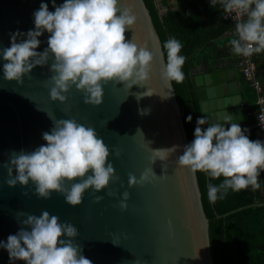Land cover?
<instances>
[{
    "label": "water",
    "instance_id": "1",
    "mask_svg": "<svg viewBox=\"0 0 264 264\" xmlns=\"http://www.w3.org/2000/svg\"><path fill=\"white\" fill-rule=\"evenodd\" d=\"M64 2L55 0V6ZM41 3L55 11L53 0H0V49L10 47L13 34L35 30L34 12ZM119 7L136 17L135 24L125 32L126 40L150 50L154 54L153 67L143 87L134 85L129 89L115 81L104 84L103 103L99 106L85 104L84 94L75 86L66 94L67 102L52 101V60L36 66L19 84L4 79L0 57V241L6 243L9 235L26 228L22 221L27 217L20 213L40 216L46 210L58 216L61 223H71L78 229L74 242L93 264H212L209 220L197 175L177 164L188 145L186 131L172 83L169 86L161 77V67L166 63L151 17L142 0H119ZM49 36L45 31L39 37L38 52L48 47ZM228 79L229 71L193 74L192 83L209 122H222L230 116L240 125L243 97L237 82L220 84ZM149 89L158 94L137 99V94ZM159 94L172 96L164 99ZM141 110L147 114L142 115ZM47 112L56 119H75L93 127L109 147V162L119 176L99 193L87 190L82 204L75 207L66 203L61 193L53 192L50 199L39 198L31 182L14 187L6 183L10 177L5 165L11 153L32 152L47 143L43 133L54 127ZM174 146H178L177 151L167 160L152 164V149ZM150 167L166 179L129 187V174L139 179ZM109 191L117 195L109 196ZM125 191L130 199L127 210H122L119 204ZM96 195L103 196L98 203L94 202ZM0 264L24 262L12 261L7 249L0 247Z\"/></svg>",
    "mask_w": 264,
    "mask_h": 264
},
{
    "label": "clouds",
    "instance_id": "2",
    "mask_svg": "<svg viewBox=\"0 0 264 264\" xmlns=\"http://www.w3.org/2000/svg\"><path fill=\"white\" fill-rule=\"evenodd\" d=\"M217 4L226 16L234 14L237 20L236 37L229 41L233 53L250 57L264 52V0H211L212 7ZM53 5L55 11H50L47 3H41L34 12L35 30L13 34L10 47L0 49L4 79L23 84L24 77L30 76L36 66L47 65L52 60V101L67 102L66 94L75 86L84 94V103L94 106L103 103V85L111 81L126 84L129 89L147 84L154 54L146 47L126 40L125 32L135 24L136 17L128 9L122 11L119 0H65L59 6H55L53 0ZM45 31L50 33L48 47L38 52L39 37ZM164 48L167 63L160 70L162 79L169 86L172 81L182 83L185 57L180 55L181 43L172 38L165 42ZM153 94L158 93L149 89L137 94V99ZM160 96L168 99L172 95ZM47 114L54 123L51 132L43 133L47 143L32 152L10 154L5 165L10 177L6 181L9 186H27L31 182L39 198L50 199L52 193L57 192L64 195L66 203L75 207L82 204L87 190L99 193L114 179L119 180L109 162V147L93 127L75 119H56ZM141 114H147L146 110H141ZM258 118L264 127V115ZM187 119L191 122L192 117ZM205 124L208 125L206 128L203 127ZM247 131L230 116H225L222 122H209L201 116L197 119L194 140L178 157V167L187 168L193 174L199 171L213 179L224 178L219 185L210 183L207 186L208 199L213 204L223 199L229 190L239 192L251 186L255 191L261 187L259 177L264 172V142L249 139L245 134ZM177 147L152 149V164L167 160ZM156 179L166 177L158 176L150 167L139 179L129 174L128 183L129 187L143 186ZM69 183L71 187L67 186ZM108 195L116 196L117 193L109 191ZM102 199L103 196L96 195L94 202ZM129 199L130 193L123 192L119 204L122 210H127ZM19 215L27 217L22 221L26 228L9 235L6 243L0 241V247L7 249L12 261L93 264L82 254V247L74 242L79 232L73 224L61 223L58 216L46 210L40 216ZM136 264L140 262L136 261Z\"/></svg>",
    "mask_w": 264,
    "mask_h": 264
},
{
    "label": "trees",
    "instance_id": "3",
    "mask_svg": "<svg viewBox=\"0 0 264 264\" xmlns=\"http://www.w3.org/2000/svg\"><path fill=\"white\" fill-rule=\"evenodd\" d=\"M142 1L151 17L165 63V42L175 38L182 45L180 55L185 57L182 68L184 80L171 83L187 144H190L195 138L197 119L204 117L192 83L193 70L205 64L214 51L218 56L226 54L224 50L228 40L222 42L221 39L229 27L231 29V22L222 18L224 11L219 4L212 7L205 3L206 0H174L177 4L174 9L169 0ZM159 4L164 8V14L160 13ZM247 90L254 91L249 83ZM189 116L192 117L191 122L187 119ZM255 117L256 114L248 119L249 125L255 123ZM245 134L255 141L251 131ZM196 175L204 212L209 220L212 264H264V201L259 190L254 191L251 186L239 192L229 190L223 199L213 204L208 199L207 186L210 183L219 185L224 178L213 179L199 171Z\"/></svg>",
    "mask_w": 264,
    "mask_h": 264
},
{
    "label": "crops",
    "instance_id": "4",
    "mask_svg": "<svg viewBox=\"0 0 264 264\" xmlns=\"http://www.w3.org/2000/svg\"><path fill=\"white\" fill-rule=\"evenodd\" d=\"M171 0H169L170 3ZM171 8H176L174 6H171ZM232 23H231V29L229 27V30L224 33L222 37V42H225V40H228V45L225 48V55L218 56L216 54V51H214V54L210 53V58L205 64H202L201 66H196L193 70L196 75H203V74H209V73H217V72H226L229 71V77L226 82H221L220 84L225 83H231V82H237L239 84L240 93L243 97V104L241 105V119L242 123L240 124L242 129H247L248 131H251L255 140L262 141V133L256 128L255 123L248 124V119L253 117L258 108L256 104V92H249L247 90L248 83L246 82L241 67L239 66V56L235 55L229 45V41L234 38L232 34ZM256 62L258 66V72L260 75V78L264 85V52L256 54ZM248 115H245V114ZM230 126V125H228ZM259 183L261 185L259 189V193L261 196V200L264 201V172L261 173L259 177Z\"/></svg>",
    "mask_w": 264,
    "mask_h": 264
},
{
    "label": "built area",
    "instance_id": "5",
    "mask_svg": "<svg viewBox=\"0 0 264 264\" xmlns=\"http://www.w3.org/2000/svg\"><path fill=\"white\" fill-rule=\"evenodd\" d=\"M205 3L211 6V0H206ZM222 18L232 23L233 26L232 34L233 37L235 38L236 37L235 25L237 23L235 15L232 14L226 16V14L223 12ZM238 58H239L238 63L239 66L241 67L242 74L245 80L252 86V88L256 92V104L258 110L256 112V117H255V126L260 131V133H262V141L264 142V127L261 126L260 120L258 118L260 115H264V103H261L262 101H264V85L258 72L256 54H253L250 57H243L241 55Z\"/></svg>",
    "mask_w": 264,
    "mask_h": 264
},
{
    "label": "rangeland",
    "instance_id": "6",
    "mask_svg": "<svg viewBox=\"0 0 264 264\" xmlns=\"http://www.w3.org/2000/svg\"><path fill=\"white\" fill-rule=\"evenodd\" d=\"M170 5H171V6H174V7H175V5L177 6V4H176V2H175L174 0H171V1H170ZM158 8H159V10H160V13H161V14H164L165 10H164V8H163L160 4L158 5Z\"/></svg>",
    "mask_w": 264,
    "mask_h": 264
}]
</instances>
